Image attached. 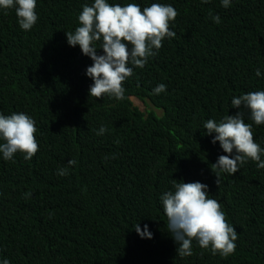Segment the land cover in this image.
<instances>
[{"label": "trees", "instance_id": "trees-1", "mask_svg": "<svg viewBox=\"0 0 264 264\" xmlns=\"http://www.w3.org/2000/svg\"><path fill=\"white\" fill-rule=\"evenodd\" d=\"M111 2L171 4L177 13L169 22L175 36L133 69L118 100L89 96L85 69L92 61L66 42L65 31H74L91 0H36L37 20L27 31L13 8L0 10V113L30 115L38 143L30 159L20 152L0 158V259L264 264V168L249 159L232 175L220 173L217 184L210 164L230 154L203 129L209 118L240 111L264 147V124L231 106L234 95L264 89V0H231L226 8L219 0ZM157 83L166 86L159 94L152 92ZM100 125L105 132L97 135ZM61 167L66 175L57 174ZM172 179L208 185L237 232L230 255H214L195 239L191 255H177L158 199ZM136 223L148 225L151 239L136 233Z\"/></svg>", "mask_w": 264, "mask_h": 264}, {"label": "clouds", "instance_id": "clouds-1", "mask_svg": "<svg viewBox=\"0 0 264 264\" xmlns=\"http://www.w3.org/2000/svg\"><path fill=\"white\" fill-rule=\"evenodd\" d=\"M219 2L226 8L231 0ZM35 7L36 0H0V10L13 8L19 28L25 31L37 20ZM176 15L171 4L158 2L144 7L138 3H110V0L84 3L77 15L78 26L74 31H65V36L69 46L78 45L81 53L92 61L85 69V75L92 81L88 87L89 96L122 98V82L133 69L142 68L148 58L156 54L163 39L175 36L169 22ZM211 18L215 23L220 22L218 15ZM98 49H102V53L98 54ZM255 75H262L259 68L255 69ZM165 88L163 83H157L152 92L159 94ZM231 106L247 108L252 123L264 124V89L234 95ZM203 129L205 135L214 134L211 135L212 143L219 142L223 153L230 154L218 155L210 164L217 184L220 173L232 175L249 159L257 168H264L261 158L264 147L253 139L252 125L244 122L240 111L218 120L209 118L203 122ZM36 131L34 119L25 112L0 113V158L8 161L20 152L24 159H30L38 150ZM104 132V126L100 125L96 134ZM74 163L71 159L67 161V165ZM57 174L66 175L67 167L58 168ZM171 184V189L163 191L158 199L167 217V230L177 245V255H191L193 239L199 247L210 249L214 255H230L235 249L237 232L226 221L220 203L209 194L208 185L176 179H172ZM132 227L141 238L151 239L147 224L143 225V230L139 223ZM0 264H9L7 257L0 259Z\"/></svg>", "mask_w": 264, "mask_h": 264}, {"label": "rangeland", "instance_id": "rangeland-1", "mask_svg": "<svg viewBox=\"0 0 264 264\" xmlns=\"http://www.w3.org/2000/svg\"><path fill=\"white\" fill-rule=\"evenodd\" d=\"M132 100H133V102H134L135 105L140 106L141 108L145 109L144 106H143L139 101L135 100L134 98H132ZM148 106H149V107H148L149 110L153 107V106H151V105H148ZM156 112H157L158 114H160V111L156 110Z\"/></svg>", "mask_w": 264, "mask_h": 264}]
</instances>
